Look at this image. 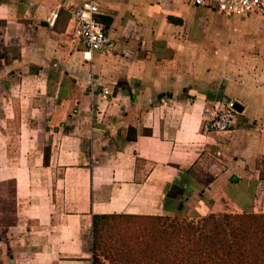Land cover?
I'll return each instance as SVG.
<instances>
[{"label":"crops","instance_id":"crops-1","mask_svg":"<svg viewBox=\"0 0 264 264\" xmlns=\"http://www.w3.org/2000/svg\"><path fill=\"white\" fill-rule=\"evenodd\" d=\"M83 1L0 0V264H90L93 214L264 212V14L95 0L115 48L84 59Z\"/></svg>","mask_w":264,"mask_h":264},{"label":"trees","instance_id":"trees-1","mask_svg":"<svg viewBox=\"0 0 264 264\" xmlns=\"http://www.w3.org/2000/svg\"><path fill=\"white\" fill-rule=\"evenodd\" d=\"M177 212L93 214L90 264H264V212Z\"/></svg>","mask_w":264,"mask_h":264},{"label":"built area","instance_id":"built-area-1","mask_svg":"<svg viewBox=\"0 0 264 264\" xmlns=\"http://www.w3.org/2000/svg\"><path fill=\"white\" fill-rule=\"evenodd\" d=\"M195 5H206L210 9L228 15H246L251 12L264 14L263 0H188ZM99 5L95 0H84L81 4L72 5L69 17L73 24L78 41L84 46L83 58L89 59L92 51L110 53L115 42L106 32L100 17ZM55 12L52 13V18ZM237 111L229 101L223 108H210L205 111L201 129L203 132L219 133L229 130ZM257 187L264 194V178L257 179Z\"/></svg>","mask_w":264,"mask_h":264},{"label":"water","instance_id":"water-1","mask_svg":"<svg viewBox=\"0 0 264 264\" xmlns=\"http://www.w3.org/2000/svg\"><path fill=\"white\" fill-rule=\"evenodd\" d=\"M232 107L237 112L242 110V106L237 101H232ZM229 179H230V181H234L235 182L238 179V177L235 174H232Z\"/></svg>","mask_w":264,"mask_h":264},{"label":"rangeland","instance_id":"rangeland-1","mask_svg":"<svg viewBox=\"0 0 264 264\" xmlns=\"http://www.w3.org/2000/svg\"><path fill=\"white\" fill-rule=\"evenodd\" d=\"M169 216H173V215H169ZM183 217H186V216L179 214V218H183Z\"/></svg>","mask_w":264,"mask_h":264}]
</instances>
